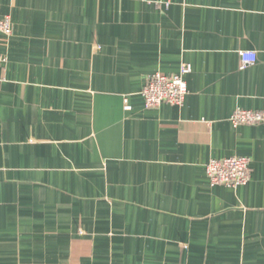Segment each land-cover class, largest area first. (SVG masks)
Segmentation results:
<instances>
[{
  "label": "crops",
  "instance_id": "0c3cea01",
  "mask_svg": "<svg viewBox=\"0 0 264 264\" xmlns=\"http://www.w3.org/2000/svg\"><path fill=\"white\" fill-rule=\"evenodd\" d=\"M6 15L0 264H264V121L230 119L264 113V0H0ZM185 63L184 105L146 107L147 79ZM234 155L251 180L213 186L207 163Z\"/></svg>",
  "mask_w": 264,
  "mask_h": 264
},
{
  "label": "built area",
  "instance_id": "2783aa9c",
  "mask_svg": "<svg viewBox=\"0 0 264 264\" xmlns=\"http://www.w3.org/2000/svg\"><path fill=\"white\" fill-rule=\"evenodd\" d=\"M13 34V23L10 15L0 18V35L9 39ZM243 65L254 63L258 59L255 51H240ZM7 62V56L0 54V63ZM190 64H183L176 74L155 72L148 79L141 91L146 107L153 108L163 103L183 106L188 95L187 74ZM124 109L131 110L128 97L124 99ZM234 125L260 124L264 121V113L258 110L237 108L231 115ZM210 182L215 185L238 187L246 185L252 177L250 158L245 156H229L212 158L206 166Z\"/></svg>",
  "mask_w": 264,
  "mask_h": 264
}]
</instances>
